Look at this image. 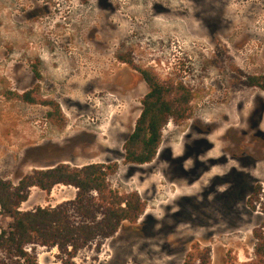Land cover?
<instances>
[{
    "label": "rangeland",
    "instance_id": "obj_1",
    "mask_svg": "<svg viewBox=\"0 0 264 264\" xmlns=\"http://www.w3.org/2000/svg\"><path fill=\"white\" fill-rule=\"evenodd\" d=\"M142 71L183 87L188 117L168 121L152 162L131 165L123 145L149 91ZM263 75L264 0H0V180L15 188L37 170L116 165L109 190L137 193L145 210L79 248L75 264H183L192 247L207 264H246L262 218L246 201L264 187V91L245 82ZM35 88L59 106L61 127L19 99ZM202 140L211 150L196 155ZM209 160L219 166L206 171ZM197 168L206 173L194 180ZM76 194L33 186L19 211ZM11 222L0 213V233ZM27 252L38 264L61 258L37 242ZM0 264L18 259L0 248Z\"/></svg>",
    "mask_w": 264,
    "mask_h": 264
},
{
    "label": "trees",
    "instance_id": "obj_2",
    "mask_svg": "<svg viewBox=\"0 0 264 264\" xmlns=\"http://www.w3.org/2000/svg\"><path fill=\"white\" fill-rule=\"evenodd\" d=\"M33 74L36 80H40L36 66ZM141 76L149 91L141 102L142 109L134 130L123 145L124 163L132 165L152 162L161 144L164 126L169 120H186L188 117L189 95L183 87L160 83L145 71ZM245 84L264 91V75L248 77ZM36 94L37 88L21 94L19 99L49 108L48 118L61 127L63 119L59 106L52 101L34 98ZM116 168L115 164H92L79 169L59 165L34 171L15 188L0 180V213L12 221L0 233V248L12 250L18 264H38L36 258L27 252V247L37 242L42 247H56L61 254L59 264H75L73 258L77 250L95 237L106 240L117 233L123 222L135 224L145 205L137 193L119 196L109 190L106 180ZM56 185L75 188V200L56 208L19 211L30 187L49 192ZM246 206L252 212L260 208L262 217L260 226L252 231L254 259L246 264H264V187L260 184L253 187ZM198 260L207 264V254L192 247L183 264H194Z\"/></svg>",
    "mask_w": 264,
    "mask_h": 264
},
{
    "label": "flooded vegetation",
    "instance_id": "obj_3",
    "mask_svg": "<svg viewBox=\"0 0 264 264\" xmlns=\"http://www.w3.org/2000/svg\"><path fill=\"white\" fill-rule=\"evenodd\" d=\"M211 129H208V132H210ZM128 139V138H127ZM126 139V140H127ZM209 151L211 150V146L206 142V141H200L199 143H197L196 145V148L194 150V152L196 153V155H199L201 152L203 151ZM124 153V152H123ZM181 162V161H180ZM209 165H208V169H206V171L208 170H211L210 168L214 167V166H219V161L218 160H209L207 162ZM132 165V164H131ZM144 165V164H143ZM197 172H198V168L196 169ZM206 171H201V172H198L195 176L193 175L194 174V171L192 172V175L194 176V180L198 179L199 177H201L203 174L206 173ZM193 182L195 181H190V184H193ZM253 189V188H252ZM252 191V190H251Z\"/></svg>",
    "mask_w": 264,
    "mask_h": 264
}]
</instances>
